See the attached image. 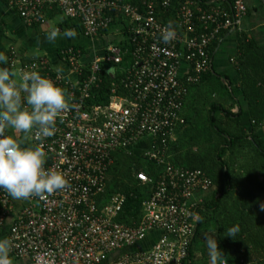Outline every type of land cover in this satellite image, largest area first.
Here are the masks:
<instances>
[{
	"label": "built area",
	"instance_id": "2783aa9c",
	"mask_svg": "<svg viewBox=\"0 0 264 264\" xmlns=\"http://www.w3.org/2000/svg\"><path fill=\"white\" fill-rule=\"evenodd\" d=\"M177 1L175 9L172 0H140L139 5L127 0H8L28 25L42 23L57 9L64 18L78 20L89 38L99 36L118 15L135 23V64L122 79L129 93L114 96L107 106L89 105L88 99L101 82L102 68L114 72L110 66L123 61L126 51L115 43L89 62L81 83L78 77L86 62L72 45L60 50L72 78L59 71L52 74L44 57L21 67L53 79L67 90L75 108L57 120L54 136L33 138L34 147L46 154L45 168L64 174L68 186L44 200L32 197L18 205L0 189V239L12 242L13 264H184L196 233V208L213 183L201 169L172 164L167 143L186 124L184 84L198 82L211 68L210 44L222 31L238 26L247 5L246 0H228L229 8L221 3L211 10L201 8L198 25L194 0ZM157 3L166 12L160 15ZM169 21L177 36L164 44L160 32ZM144 138L151 144L140 155L156 161L162 171L156 181L145 171L137 173L153 191L143 201L141 220L130 225L118 220L124 193L112 194L107 203L100 197L113 154L135 152ZM152 231L162 234L149 247H134Z\"/></svg>",
	"mask_w": 264,
	"mask_h": 264
},
{
	"label": "trees",
	"instance_id": "16d2710c",
	"mask_svg": "<svg viewBox=\"0 0 264 264\" xmlns=\"http://www.w3.org/2000/svg\"><path fill=\"white\" fill-rule=\"evenodd\" d=\"M3 1L8 3V0ZM127 1L138 5L141 3L140 0ZM228 2L194 0L196 23L200 24L199 9L211 10L220 3L229 8ZM178 4L176 0L175 9ZM157 6L160 15L166 12L160 3ZM12 10L23 19L18 10ZM55 12L59 10L48 12L46 19ZM122 21H128L121 28L124 39L115 44L126 51L123 61L110 66L114 72L108 71L107 66L102 68L101 82L92 90L89 105L104 107L109 105L114 96H127L129 93L122 79L127 69L135 64L132 36L134 21L118 15L99 35L107 34ZM39 24L33 23L32 26ZM58 27L63 30L75 29L77 33L84 34L78 20L64 18ZM230 33H236L237 36L234 67L240 75V81L236 84L247 103L246 108L235 95L236 84L228 75L217 73L212 62L211 68L201 74L198 82L185 83L183 80L187 89L182 109L186 124L177 129L174 139L167 143L172 164L201 169L213 183L196 208V233L184 264H208L207 250L203 245L209 233L216 235L226 264H264V135L261 133L264 127V43H258L250 34L238 31L237 27L222 31L209 46L212 61ZM72 46L80 49L82 55L86 53L84 46ZM30 61L24 60L23 64ZM89 62L85 63L78 77L79 83L87 76ZM50 71L55 73L53 68ZM223 90L226 93L220 94ZM158 146H161L160 141L156 144ZM113 158L114 163L107 175V187L100 201L107 203L112 194L124 193L126 201L118 220L134 225L141 220L143 201L153 191L152 184L141 183L136 175L145 171L156 181L162 168L156 161L137 152L121 150L115 152ZM234 226L239 228L237 235L234 238L227 236V229ZM161 234L152 231L146 241L155 240Z\"/></svg>",
	"mask_w": 264,
	"mask_h": 264
},
{
	"label": "clouds",
	"instance_id": "9594fccd",
	"mask_svg": "<svg viewBox=\"0 0 264 264\" xmlns=\"http://www.w3.org/2000/svg\"><path fill=\"white\" fill-rule=\"evenodd\" d=\"M173 22L160 32V40L169 44L176 39ZM75 39V29L50 27L45 39ZM8 57L0 52V64H7ZM67 90L40 72L13 71L0 67V189L15 200L32 197L40 200L68 186V180L59 171L46 169V154L39 147L25 146V140L37 141L54 136L56 124L62 114L75 108L70 104ZM13 134H6L7 131ZM14 133H22L18 137ZM264 207V205H262ZM238 227L227 229V236L235 237ZM208 264H223L224 254L218 247L214 233L204 239ZM12 242L0 239V264H13L10 257Z\"/></svg>",
	"mask_w": 264,
	"mask_h": 264
},
{
	"label": "crops",
	"instance_id": "0c3cea01",
	"mask_svg": "<svg viewBox=\"0 0 264 264\" xmlns=\"http://www.w3.org/2000/svg\"><path fill=\"white\" fill-rule=\"evenodd\" d=\"M172 1L173 3L176 2V0ZM246 5L247 13L240 19L237 29L240 32L250 34L258 43L262 44L264 43V3L260 0H246ZM173 7L175 8V5ZM63 20L64 17L61 13L55 12L52 17L47 18L39 25L29 26L12 10V8H10L3 0H0V52H3L8 57V63L0 64V67H8L10 70L19 72L23 66L24 60L44 57L49 61L51 68L55 71H59L67 78H72L73 74L59 54L61 48L76 44L84 46L86 53L83 55V61L87 62L91 61L96 55L102 54L104 49L109 44L114 43V39L118 38L121 34L120 27L122 26H117V28L114 27L113 30L109 31L107 34L99 35L95 38H89L85 34L77 33L75 39L59 37L55 42H48L45 37L50 31V27L59 28L58 25ZM59 29L61 32L64 31L62 28ZM230 34L231 35L229 36L227 35L220 45L212 62L217 73L228 75L236 84L240 81V75L234 67V55L237 51V36L236 33ZM82 36L90 39L89 45L84 43L81 39ZM225 42L229 44H225ZM98 43L100 44L99 50H96ZM224 45H226V48L223 47ZM11 55L13 57L12 61L10 58ZM54 58L55 61H53ZM59 64L61 67H57L56 69L55 66H58ZM224 84L226 85V82ZM227 87L229 88L228 85L226 86V89H228ZM234 90L235 95L241 100L243 107L246 108L247 103L243 100L242 93L238 90L237 84L235 85ZM223 91L224 92L221 91L220 94L226 93L225 90ZM261 133L264 135V127L261 130ZM9 134H11L10 130ZM14 134L19 137L18 133ZM147 142H150L151 144V139L144 138L134 149L135 152L140 153L144 150L141 149V147ZM153 241L154 240L146 242H149L151 245ZM145 243L136 244L134 247H143Z\"/></svg>",
	"mask_w": 264,
	"mask_h": 264
},
{
	"label": "rangeland",
	"instance_id": "374dc122",
	"mask_svg": "<svg viewBox=\"0 0 264 264\" xmlns=\"http://www.w3.org/2000/svg\"><path fill=\"white\" fill-rule=\"evenodd\" d=\"M128 23V21H125V22H121V24L119 25V26H124L125 24H127ZM29 26H31V25H29ZM122 27H120V32H121V28ZM117 28V27H116ZM81 39L84 41V43L85 44H90V39L89 38H85V37H81ZM124 39V37H123V35H122V33L118 36V38H116V39H114V43H118L120 40H123ZM96 41V40H95ZM225 44H229V43H227V42H225ZM99 46H100V44L98 43V45L96 46V50H99ZM228 46V45H227ZM224 48H226V45H224L223 46ZM101 48V47H100ZM93 51V50H92ZM217 60V59H216ZM53 61H55V58L53 59ZM229 61V60H228ZM230 63V62H229ZM57 67H61L60 66V64L58 65V66H55V68L57 69ZM201 106V105H200ZM11 134H13V133H11ZM16 135V134H15ZM18 135H19V137H22L23 136V134L22 133H18ZM34 143H33V139H28V140H25V146H30V147H34V145H33ZM150 147V142H147V143H144L143 145H142V147H141V149H148ZM138 154H140V153H138ZM14 201H15V204H19L20 203V200H15L14 199ZM146 241H144L143 243H145ZM142 244V243H141ZM149 242H146L144 245H143V247H149Z\"/></svg>",
	"mask_w": 264,
	"mask_h": 264
}]
</instances>
